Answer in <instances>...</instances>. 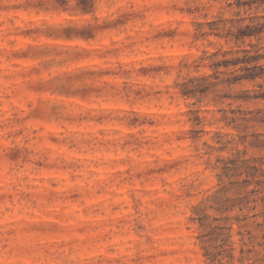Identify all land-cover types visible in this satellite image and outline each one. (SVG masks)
<instances>
[{
  "label": "rangeland",
  "instance_id": "1",
  "mask_svg": "<svg viewBox=\"0 0 264 264\" xmlns=\"http://www.w3.org/2000/svg\"><path fill=\"white\" fill-rule=\"evenodd\" d=\"M233 1L0 0V264H264V170L245 186L214 168H264V126L220 120L240 90L213 85L229 73L205 51L233 43L196 27Z\"/></svg>",
  "mask_w": 264,
  "mask_h": 264
},
{
  "label": "trees",
  "instance_id": "2",
  "mask_svg": "<svg viewBox=\"0 0 264 264\" xmlns=\"http://www.w3.org/2000/svg\"><path fill=\"white\" fill-rule=\"evenodd\" d=\"M228 1V0H226ZM234 4L236 11L231 17H223L222 15L214 16L205 21H198L196 27L202 31L203 35H213L222 38L226 42H232L233 46L224 48L223 46L218 47L214 52H206L209 57L216 58L213 60L210 67L214 71L221 72L222 74L229 75L217 84L234 85L239 87V93L236 94L233 99L237 101L238 104L235 106L233 102L228 103V108H221L222 116L220 118L223 123L234 129L246 130L251 123L264 126V0H234L229 2V5ZM83 11H87L85 7L82 6ZM210 75H200V76H189L187 79L180 84V92L184 96L194 95L198 90L200 91V82H205L208 80ZM212 83L209 81V84ZM191 85V86H190ZM262 102V107H256L250 109L249 107H243V103H258ZM199 119V118H198ZM200 120H197L195 124H199ZM218 137L217 143L221 146L218 147L220 150L225 149V142H222L221 138L225 137L227 133H215ZM264 134L255 133L253 137L255 141L259 144H254L256 147L264 148ZM227 140L226 142H228ZM261 145V146H260ZM239 152L237 155L232 157H221L217 159L218 164L214 166L215 169H219L220 176L227 178L232 177H244L242 182L245 186L249 184V178H256V173L258 171L263 172L264 168L261 163H257V160L253 157L246 158L245 153ZM258 181V180H257ZM237 182V181H236ZM260 182V181H259ZM258 182V183H259ZM258 189H252L250 192H255ZM215 198L213 193L205 196V201H211ZM260 200L264 201V196L260 197ZM247 200L246 203H248ZM255 203L250 206L249 210H254L256 208V199L251 200ZM240 203V201H239ZM264 205V202L262 203ZM215 209L220 211L219 207L213 206V204L197 205L194 207V212L197 213L196 217H192V221H197L200 226L204 225V209L205 208ZM245 205L238 204L237 209L243 210ZM258 213L251 214V217L257 216ZM264 217V211L260 214ZM247 215L242 218L237 216L235 221L238 227L246 226ZM233 222L229 223L228 228H232ZM256 226H264L263 222H255ZM247 233L251 235L250 231ZM252 243V242H249ZM225 244L220 245L224 247ZM233 249V242L229 244V249L224 248L227 257L233 260V255L231 252ZM247 251H255L254 244H250ZM240 252L243 253L244 250L240 247ZM242 258V257H241ZM218 261L217 255L213 254L211 261Z\"/></svg>",
  "mask_w": 264,
  "mask_h": 264
}]
</instances>
